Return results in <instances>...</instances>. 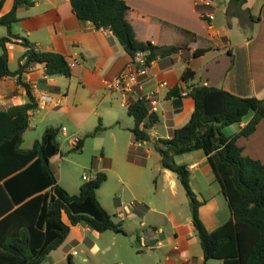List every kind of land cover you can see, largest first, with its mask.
<instances>
[{
	"label": "crops",
	"instance_id": "obj_1",
	"mask_svg": "<svg viewBox=\"0 0 264 264\" xmlns=\"http://www.w3.org/2000/svg\"><path fill=\"white\" fill-rule=\"evenodd\" d=\"M122 1L133 10L130 19L138 40L151 42L159 47H180L178 53L165 58L159 56L152 62L149 79L142 87V94L158 92L159 118L148 130L153 140L170 139L174 132L185 126L193 116L195 102L189 96L182 97V109L175 113L173 100L168 98V94L176 87L189 93L190 87L207 85L226 90L237 97L264 100V0H247L243 5L239 4L240 1L230 3L231 0ZM13 5L14 0H5L1 16L8 14ZM203 13L213 15L214 21L210 22L208 18H204ZM18 17L20 19L16 24H19L23 33L18 32L15 24V34L29 40L38 50L63 55L69 65L76 63L74 68H70V78L46 77L43 64L31 67L22 75V82L28 84L32 90L39 87L54 97L58 106L52 108V111L56 112L62 108L61 113L78 120L82 117L87 119L102 115L100 108L113 104L114 101L120 105L118 99L106 89L105 82L116 78L131 63L133 57L124 50L111 31L97 30L91 22L79 20L73 12L70 0H33L32 7L19 8ZM210 24L211 29L208 27ZM14 46L13 50L8 51L10 66L14 62L13 52L16 49L21 52L19 66L24 65L25 62L21 61V58L25 49L18 44ZM197 50H204V53L195 57ZM188 69L192 70L195 76L189 83H185L183 74ZM164 82L168 83V87H161ZM25 90L16 78L2 79L0 110L28 103L29 98ZM140 94L136 93L134 100L137 101ZM83 112L87 113V117ZM252 118L253 113L241 123L225 127L224 135L230 138L236 136ZM131 129L128 148L135 150L133 157L137 167L133 166L131 169L135 174V182L143 174V168L155 158L158 164L157 186L161 187V192L180 189L181 183L176 174L161 168V157L154 143H144L142 147L136 148ZM237 145L243 148L245 156L264 162V120L259 123L254 134L240 137ZM175 161L190 171L191 190L195 199L203 203L199 207V217L209 232H215L230 220L231 210L206 153L196 150L180 154L175 156ZM192 203L193 200L190 201L191 213ZM137 204L130 210L133 209L143 217L150 212H158L146 200L141 199ZM172 204L178 207L177 203ZM158 213L165 222L160 228L154 226L152 230L145 231L148 248L153 245H156L157 250L168 248L165 259L167 264L212 263L213 260L206 261L203 249H198L200 242L198 236L193 235L196 231L192 217L187 218L186 224L182 225L174 211L170 210L167 214L160 211ZM141 226L146 228L143 223ZM81 227L83 225L72 227L71 233L74 228ZM85 231L89 232L90 229ZM96 233V236L101 238L103 233ZM158 238L161 241H158ZM83 240L82 238L81 242ZM65 243L47 256L43 264H63L65 261L68 263L69 256H72L73 262L74 257L78 255H72L76 251L75 247L67 251L62 258L55 255L64 248ZM92 249L99 251L96 242L93 243ZM217 263L222 264L220 260Z\"/></svg>",
	"mask_w": 264,
	"mask_h": 264
},
{
	"label": "trees",
	"instance_id": "obj_2",
	"mask_svg": "<svg viewBox=\"0 0 264 264\" xmlns=\"http://www.w3.org/2000/svg\"><path fill=\"white\" fill-rule=\"evenodd\" d=\"M240 1L243 5L247 0ZM5 0L0 1V28L7 37L0 41V81L16 78L24 87L29 102L0 110V264H43L47 256L67 240L72 227L86 226L99 233L125 234L122 223H116L101 205L97 191L107 180L104 173L80 186L71 195L60 185L51 162L61 152L57 138L59 129L49 127L42 140H36L29 150L21 148L23 137L30 127L29 114L36 109L32 88L22 82V75L37 64L45 66V76L70 78L72 70L67 59L59 53L38 50L29 40L13 32L19 22V8L33 6V0H14L12 10L1 16ZM73 12L81 21H89L97 30H109L134 57L149 52L148 61L159 56L169 57L180 47H159L138 40L130 19L133 10L122 0H70ZM25 49L21 58L25 64L10 69L7 44ZM204 50H197L199 57ZM195 74L188 69L185 83ZM187 96L195 102V111L185 126L178 128L167 140H153L148 134L158 114H150L148 106L135 101L128 109L134 119L131 129L135 143H154L161 157V168L176 174L186 195L192 198V221L206 261L220 260L222 264H264V162L245 156L239 147L240 137H249L264 120V100L241 98L231 92L207 85L190 87ZM183 88H174L168 98L174 111L182 109ZM253 118L239 134L230 138L223 129L239 124L249 114ZM144 124V125H143ZM103 130L101 123L94 136ZM83 141L74 150H80ZM133 150V149H132ZM203 150L226 197L231 218L215 232H209L199 217L203 204L195 199L190 183V171L176 163L175 156ZM134 153V152H133ZM68 257V264H74Z\"/></svg>",
	"mask_w": 264,
	"mask_h": 264
},
{
	"label": "rangeland",
	"instance_id": "obj_3",
	"mask_svg": "<svg viewBox=\"0 0 264 264\" xmlns=\"http://www.w3.org/2000/svg\"><path fill=\"white\" fill-rule=\"evenodd\" d=\"M19 15L23 19L22 14ZM14 27H17L20 34L23 33L20 31L19 24ZM7 35V30L0 28V41ZM1 53L0 49V55ZM20 54L19 49L13 52L14 62L10 66L11 70L19 66ZM61 109L56 112L51 109L41 110L34 114L30 127L23 137L21 148L31 149L36 140H42L47 128L59 129L57 140L60 143L61 152L58 157L52 159L51 165L60 185L69 194L77 195L80 186L84 183L94 181L98 173L106 174L107 180L98 189L97 197L113 221L123 224L125 234L107 231L98 238L96 232L91 230L86 232V226L80 229L74 228L64 248L55 255L62 258L67 251L75 247L78 252L73 259L75 264H167L165 259L166 253L169 252L168 248L157 250L156 245L144 248L140 241L143 239L146 242L145 231L152 230L154 226L160 228L164 225L165 221L158 213L159 211L167 214L172 210L180 224H186V219L191 217V211L190 199L186 197L183 187L180 185V189L174 192H161V187L157 186L158 164L155 158L149 161L146 168H143V174L135 182V174L131 171L133 166L137 167L133 157L135 150L128 148L129 129L135 126V122L129 116L128 109L120 107L116 101L101 107L102 115L87 117V113L83 112L87 119L82 117L74 120L61 113ZM99 122L103 130L94 136ZM63 127L68 131L66 136L62 131ZM74 135L83 141V147L80 150H74L76 147H72L67 142V139ZM84 175L87 176L88 181L83 179ZM141 199L150 202L158 212H150L143 217L132 209L130 211L132 213H129L124 221L117 218L120 205L132 202L137 204ZM174 202L178 204L177 208L172 204ZM142 223L146 226L145 229L141 226ZM193 235L198 236L197 232ZM82 238L84 240L81 242ZM158 241H161L160 238ZM95 242L98 244L99 251L92 249ZM107 247L110 249L108 250ZM198 249L202 251L200 244ZM83 259L87 261L84 262ZM211 262L210 264H218V260ZM63 264L68 263L65 261Z\"/></svg>",
	"mask_w": 264,
	"mask_h": 264
},
{
	"label": "built area",
	"instance_id": "obj_4",
	"mask_svg": "<svg viewBox=\"0 0 264 264\" xmlns=\"http://www.w3.org/2000/svg\"><path fill=\"white\" fill-rule=\"evenodd\" d=\"M201 0H196L199 2ZM204 18H208L210 22L214 21L215 17L210 15L209 13H203ZM212 24L208 25L209 29L212 28ZM14 43L7 44L8 51L14 49ZM149 52H140L136 53V55L132 58L131 63L123 69L116 78L106 81L105 87L110 92L111 95L115 96L122 108L129 109L131 105L136 101L134 100V95L137 93H141L137 101H142L146 103L149 109L150 114L157 113L159 111V99H158V92L150 91L147 94H142V87L146 81L149 79V70L152 65V62L149 63L148 61ZM70 68H74L76 63H70ZM161 87H168V83L164 82L161 84ZM189 93L187 91L182 92V96L186 97ZM32 96L34 98V103L36 105V109L32 110L29 114V120L33 118L34 114L39 111H46L57 107V103L54 97L47 91H43L39 87H34L32 90ZM136 101V102H137ZM144 125V124H143ZM63 133L65 136L67 135L68 131L65 127L62 128ZM68 144L72 147H77L81 139L76 135L69 137L67 139ZM136 148L142 147L144 143H135ZM85 181H88L86 175L83 176ZM136 203H130L126 205H122L120 211L117 213V218L121 221H124L126 216L131 211V207H135ZM141 246L144 248H148L147 243L145 240L140 241ZM78 254L77 251H74L72 255L76 256Z\"/></svg>",
	"mask_w": 264,
	"mask_h": 264
},
{
	"label": "water",
	"instance_id": "obj_5",
	"mask_svg": "<svg viewBox=\"0 0 264 264\" xmlns=\"http://www.w3.org/2000/svg\"><path fill=\"white\" fill-rule=\"evenodd\" d=\"M190 199V201L192 200V198H189Z\"/></svg>",
	"mask_w": 264,
	"mask_h": 264
}]
</instances>
